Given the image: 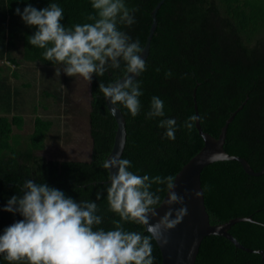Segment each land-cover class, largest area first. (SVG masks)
Masks as SVG:
<instances>
[{
    "label": "trees",
    "instance_id": "trees-1",
    "mask_svg": "<svg viewBox=\"0 0 264 264\" xmlns=\"http://www.w3.org/2000/svg\"><path fill=\"white\" fill-rule=\"evenodd\" d=\"M159 0H125L129 8L138 9L136 23L120 25L132 40L142 47L152 22L151 11ZM31 3L40 9L57 3L64 9L66 27L92 23L95 14L90 0H0V59L15 65L20 59L54 66L43 60V49L29 44L35 32L15 14ZM157 25L150 40L146 59L147 71L142 81L141 112L133 118L118 106L125 118L126 143L121 158L132 163L131 171L149 176H175L180 168L203 146L195 124L192 130L178 127L174 141L164 137L160 128L163 118H174L178 126L195 114L193 91L202 129L217 137L226 119L229 122L223 144L229 154L247 160L253 170L264 165V0H164L156 13ZM20 54V59L15 53ZM159 69V72L156 69ZM171 71V77L165 73ZM121 70L109 68L103 77L93 74L89 131L92 138L91 157L87 160L46 159L35 154L44 146L50 119L36 116L30 133L14 131L21 128L24 117L19 113L0 115V234L13 222L22 219L19 213L3 210L13 195H22L26 180L46 182L62 190L77 202L95 201L98 215L106 230L119 219L108 211L106 189L108 172L102 167L113 143L116 122L107 109L100 82L107 84ZM29 85V83L25 84ZM19 90L0 78V106L7 112L18 110ZM50 95V92H45ZM153 96L164 102L165 117L146 119ZM241 106L239 109H237ZM204 203L211 223L235 216L250 215L252 220L232 224L229 232L244 246L264 249V173L251 175L237 160H219L206 165L200 174ZM164 186L153 185L152 190ZM97 192L101 199L96 200ZM166 191L159 195L164 197ZM258 222V223H256ZM130 231H143L138 225L125 224ZM154 264L161 263V252L153 241ZM0 264H8L0 256ZM194 264H264V255H253L236 247L224 236L203 237Z\"/></svg>",
    "mask_w": 264,
    "mask_h": 264
},
{
    "label": "clouds",
    "instance_id": "clouds-1",
    "mask_svg": "<svg viewBox=\"0 0 264 264\" xmlns=\"http://www.w3.org/2000/svg\"><path fill=\"white\" fill-rule=\"evenodd\" d=\"M21 2V0H17ZM95 14L87 19L92 23H77L66 27L64 9L57 3L36 8L31 3L15 14L29 27L36 30L28 37L30 45L43 49V60L63 65L62 71L69 77H79L92 82L93 74L103 77L109 68L121 70V75L107 84L100 82L99 92L110 101L113 113L123 106L135 118L141 112L143 95L138 77L147 71L146 59L139 40L119 27H131L136 23L134 13L125 0H90ZM159 72V69H156ZM61 69L56 70L60 76ZM171 71L165 73L171 77ZM146 119L165 117L164 102L153 96ZM201 117L189 116L182 126L174 118H163L159 127L165 129L164 137L174 141L178 127L190 132ZM222 158L213 154L211 162ZM108 172L106 189L108 211L119 219L112 220L113 227L106 230L98 215L95 201L77 202L72 197L46 182L26 180L21 185L22 195H13L3 210L19 213L22 219L13 222L0 234V256L8 264H154L153 241L167 244L164 233L175 228L187 215L184 197L176 193V176L139 175L130 169L132 163L117 152L102 162ZM116 169L113 173L111 169ZM153 185L164 186L152 190ZM166 191V199L159 193ZM200 196L201 192H196ZM101 199L97 192L96 200ZM174 204L181 207L172 208ZM167 206L161 216L158 209ZM155 222H153V219ZM258 223V222H256ZM125 224H134L143 231H130ZM264 227V225H259ZM253 255H260L254 249Z\"/></svg>",
    "mask_w": 264,
    "mask_h": 264
},
{
    "label": "rangeland",
    "instance_id": "rangeland-1",
    "mask_svg": "<svg viewBox=\"0 0 264 264\" xmlns=\"http://www.w3.org/2000/svg\"><path fill=\"white\" fill-rule=\"evenodd\" d=\"M15 56L20 59L18 52ZM62 68L63 65L51 66L21 59L20 64L15 65L6 58L0 59V78L6 77L20 92L18 110L7 112L0 106V115L21 114L24 117L22 127L14 125L13 128L24 134L32 132L36 116L50 119L52 125L46 133L44 146L35 154L46 159L87 160L92 150L89 85L82 78L65 75ZM57 69H61L60 76L56 74Z\"/></svg>",
    "mask_w": 264,
    "mask_h": 264
},
{
    "label": "water",
    "instance_id": "water-1",
    "mask_svg": "<svg viewBox=\"0 0 264 264\" xmlns=\"http://www.w3.org/2000/svg\"><path fill=\"white\" fill-rule=\"evenodd\" d=\"M163 1L164 0H159L151 11L152 22L146 37L145 44L143 46L144 52L141 54L143 59H145L148 55L150 40L157 25L156 13ZM88 95L90 112L92 98L91 84L89 85ZM193 100L195 114L199 116L195 98V89L193 91ZM105 103L107 109L113 115L116 122L113 143L108 154L106 155V160L112 155H115L117 152L120 153V156L122 155L126 143V129L125 118L121 109L118 107L116 112L113 113L111 108L115 106L111 105L110 101L107 100H105ZM240 107L241 106H239L237 109ZM235 113L236 110L233 111L232 114L226 119L217 137L204 131L200 125V121H197L195 124L199 135L203 139V146L175 174L176 179L174 190L178 195L184 197V205L187 207V215L183 217L182 222L179 223L175 228L164 233V236H166L168 240L167 244L157 243L161 252L160 264H194L203 237L210 234L224 236L236 247L242 248L244 250L252 252L254 250L253 248L241 244L237 238L229 232V228L232 224L239 221L252 220V217L250 215L235 216L223 222L211 223L204 203L203 190L200 180L201 171L206 165L212 163L210 161V157L213 154H220L222 157H226L220 160L239 161L245 172L248 174L260 175L264 173V165L260 170H253L245 158L238 155L229 154L223 147L227 126L233 119ZM115 171L116 169H111V172L114 173ZM107 181L110 182L109 180ZM196 192H201V195L196 196ZM166 195L167 193H165L163 198L166 199ZM171 207L175 209L181 207V205L174 204ZM166 210L167 206H164L159 208L158 212L162 216ZM155 219H158V217L154 218L153 222H155ZM259 250L260 254L263 256L264 249Z\"/></svg>",
    "mask_w": 264,
    "mask_h": 264
}]
</instances>
